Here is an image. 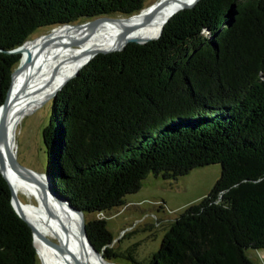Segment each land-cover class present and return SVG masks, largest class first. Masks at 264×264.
Here are the masks:
<instances>
[{
  "label": "trees",
  "instance_id": "trees-1",
  "mask_svg": "<svg viewBox=\"0 0 264 264\" xmlns=\"http://www.w3.org/2000/svg\"><path fill=\"white\" fill-rule=\"evenodd\" d=\"M142 0H0V105L18 49L42 28L127 17ZM160 37L97 54L55 94L41 132L52 190L82 212L104 262L117 257L106 221L153 174L176 180L220 165L146 264H253L264 249V0H199ZM0 175V264H37L28 225Z\"/></svg>",
  "mask_w": 264,
  "mask_h": 264
},
{
  "label": "bare ground",
  "instance_id": "bare-ground-1",
  "mask_svg": "<svg viewBox=\"0 0 264 264\" xmlns=\"http://www.w3.org/2000/svg\"><path fill=\"white\" fill-rule=\"evenodd\" d=\"M163 1L162 7L147 21L144 20V16L148 14L152 5L119 22L103 21L95 26L91 33L85 29L60 26L73 29L75 32L69 34L60 32L52 36H44L47 38L42 40L40 39L44 37L25 41L16 66L18 73L11 80V90L8 94L12 104L8 106L7 115L4 118L5 137L14 157L13 136L19 121L41 102L53 99L52 94L58 91L75 70L86 64L92 53L114 50L126 39L140 42L155 39L166 19L179 10L180 4L192 0ZM124 28L128 32H125ZM28 54L33 57V63L28 69H23ZM0 151L4 152L2 145ZM3 176L15 195L21 192L30 201L25 205L17 200L19 206L15 207L16 211L33 226L38 235L49 240L51 244L56 242V246L61 248L57 250L50 247L35 235L33 243L36 255L39 256L42 264H77L73 259L80 264H109L100 261L86 246L84 238L78 234L80 225L78 218L55 203L49 193L46 195L45 204L52 217L46 215L41 206L42 195L39 193V186L28 179V175L19 169L12 170L7 164ZM30 176L39 183L46 184L43 177L40 178L36 174Z\"/></svg>",
  "mask_w": 264,
  "mask_h": 264
},
{
  "label": "rangeland",
  "instance_id": "rangeland-1",
  "mask_svg": "<svg viewBox=\"0 0 264 264\" xmlns=\"http://www.w3.org/2000/svg\"><path fill=\"white\" fill-rule=\"evenodd\" d=\"M157 1L159 0H142V10ZM111 17L126 18L116 15ZM60 32L69 34L75 31L61 27L42 28L29 37V40L52 36ZM45 38L47 37L40 40ZM51 102L52 99L41 102L31 113L24 116L19 121L13 136L16 163L27 171L39 175L45 173L46 169L47 152L41 139V132L49 119ZM219 177L220 165L217 164L193 169L191 173L176 180L162 181L161 176L156 177L150 174L142 180V186L138 192L126 195L121 207L93 216V219L106 221L107 231L113 237L108 247L117 257L106 262L146 264L160 246L162 236L169 229V223L176 219L185 207L203 200ZM16 195L21 203L25 205L30 203L26 195L21 192ZM54 244L56 245V242ZM246 254L253 264H264V249L256 251L248 249ZM36 260L37 264H42L38 255Z\"/></svg>",
  "mask_w": 264,
  "mask_h": 264
},
{
  "label": "water",
  "instance_id": "water-1",
  "mask_svg": "<svg viewBox=\"0 0 264 264\" xmlns=\"http://www.w3.org/2000/svg\"><path fill=\"white\" fill-rule=\"evenodd\" d=\"M199 2V0H192V1H190V2H188V3H181L180 4V8H179V10L176 12V13H178V12H180V11H183V10H186V9H192L193 8V6L195 5V4H197ZM164 3V1L163 0H159V1H157L156 3H154V4H152V7H151V9H150V11L148 12V14H146L145 16H144V20H149V18L152 16V14H154V13H156V11L159 9V8H161L162 7V4ZM176 13H174L173 15H175ZM132 16V15H131ZM131 16H128V17H131ZM172 16V15H171ZM170 16V17H171ZM169 17V18H170ZM127 18V17H126ZM126 18H112V17H108V16H101V18L100 17H97V18H94V19H91V20H88V22H83V23H80V24H69V25H62V26H65V27H74V28H76V29H85L86 31H88V33H91L92 32V30L94 29V27L95 26H97L99 23L101 24V22H103V21H121V20H123V19H126ZM128 19V18H127ZM168 18L166 19V22H165V24L168 22ZM164 24V25H165ZM163 28V27H162ZM124 31L125 32H128V30L126 29V28H124ZM160 32H161V29H160V31H159V35L155 38V39H151V40H147V41H139V40H134V39H126V40H124L123 41V43H121L120 45H119V47H117V48H114V50L113 49H108V50H103V51H96L95 53H92L91 55H90V57H89V59L87 60V62H86V64L91 60V59H93V57L95 56V55H97V54H106V53H114V52H117V51H121V50H123L124 49V47L128 44V43H135V44H138V45H142V44H144V43H146V42H148V41H152V40H156V39H158L159 37H160ZM24 44V43H23ZM23 44L21 45V46H19V48L17 49H14V50H11V51H8L7 53L8 54H17V55H20V53H21V50L23 49L22 47H23ZM43 44H44V42H43ZM33 63V57H31V55L30 54H28V58H27V61H26V63L25 64H23V69H28L30 66H31V64ZM86 64H84L83 66H86ZM83 66H81L80 68H82ZM80 68H78L77 70H75L74 71V73L72 74V76H70L68 79H66L65 81H64V83L62 84V86L58 89V91L57 92H59L66 84V82L68 81V80H71L72 78H74V77H76L77 76V74H78V70L80 69ZM17 73H18V70H17V68H15V70L12 72V75H11V77H10V86H9V89L6 91V94H5V99H4V102H3V104L2 105H0V146L2 145L3 146V151L4 152H2V151H0V175H1V177L6 181V183H7V188H8V190L10 191V195H11V199H10V205L12 206V209L15 211V214H16V216L19 218V219H21L22 221H24V223L25 224H27L28 225V228H29V230H30V233H32V237H33V241H35L34 239H35V235H37V237L38 238H40L41 240H42V242H44L45 244H47V245H50V247H54V248H56L57 250H60L61 248L60 247H57L56 245H54L53 243L51 244L50 243V241L49 240H47V239H45V238H42L40 235H38L36 232H35V230H34V228H33V226L27 221V220H24V218L22 217V215L19 213V212H17L16 211V209H15V207L16 206H19L18 205V201H17V196L15 195V193L14 192H12V190H11V188H10V184L8 183V181H7V179L6 178H4V176H3V172H4V170H5V168H6V165L8 164L11 168H12V170H17V169H19V170H21V171H23L26 175H28V179H30V180H32L33 182H35L36 184H38V190H39V193H41V195H42V200H41V206L44 208V210H45V212L47 213L46 215H48V216H51L52 217V215H51V212L49 211V209L47 208V206H46V204H45V200H46V195H47V193H49V195H50V197L53 199V200H55L54 202L55 203H57V204H59L60 205V207H64L65 208V210L66 211H69L70 213H73L77 218H78V222H80V225H79V229H78V234L79 235H81L83 238H84V240H85V244H86V246L88 247V248H90L91 249V252L92 253H94L96 256H97V258L100 260V261H104L103 260V256H102V254L101 253H99L98 251H96L95 249H92L91 248V246H90V244H89V241H88V239H87V237H86V235L84 234V229H85V222L83 221V214H82V212H79V210H77V209H75V208H73V207H71L69 204H68V202H66V199L65 198H63V197H61L58 193H55V192H53V190H52V185H51V183H50V181H49V179H47L46 178V176L44 175V174H41V175H39V174H37V173H34V172H32V171H27L25 168H23V167H21L20 165H18L17 163H16V161H15V157H14V155H13V153H12V151L10 150V147H9V143L7 142V140H6V137H5V133H4V131H5V123H4V118L6 117V115H7V109H8V106L10 105V104H12L11 103V100H9V96H8V94H9V90H11V80H12V78L15 76V75H17ZM57 92H54L53 94H52V96H51V98H54V96H55V94H57ZM32 174H36V175H39V177L40 178H42V179H45L46 180V184L45 183H39V181L38 180H35V179H32L31 178V176L30 175H32ZM47 190V191H46ZM32 241V242H33ZM36 254H37V252H36ZM73 261H75L77 264H80V263H78L75 259H73Z\"/></svg>",
  "mask_w": 264,
  "mask_h": 264
}]
</instances>
